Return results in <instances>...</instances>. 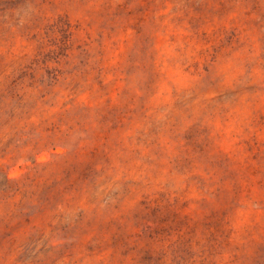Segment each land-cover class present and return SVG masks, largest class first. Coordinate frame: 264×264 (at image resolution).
Wrapping results in <instances>:
<instances>
[{"label":"rangeland","instance_id":"rangeland-1","mask_svg":"<svg viewBox=\"0 0 264 264\" xmlns=\"http://www.w3.org/2000/svg\"><path fill=\"white\" fill-rule=\"evenodd\" d=\"M0 264H264V0H0Z\"/></svg>","mask_w":264,"mask_h":264}]
</instances>
